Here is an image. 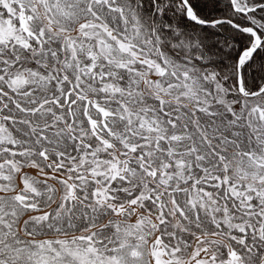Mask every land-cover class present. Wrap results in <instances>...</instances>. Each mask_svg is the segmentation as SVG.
<instances>
[{
  "label": "snow or ice",
  "instance_id": "6c2138e0",
  "mask_svg": "<svg viewBox=\"0 0 264 264\" xmlns=\"http://www.w3.org/2000/svg\"><path fill=\"white\" fill-rule=\"evenodd\" d=\"M0 264H264V0H0Z\"/></svg>",
  "mask_w": 264,
  "mask_h": 264
}]
</instances>
